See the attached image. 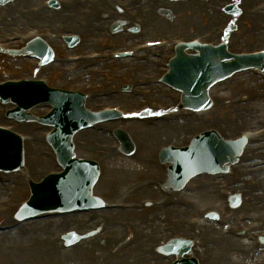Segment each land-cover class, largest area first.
<instances>
[{
	"label": "rangeland",
	"instance_id": "1",
	"mask_svg": "<svg viewBox=\"0 0 264 264\" xmlns=\"http://www.w3.org/2000/svg\"><path fill=\"white\" fill-rule=\"evenodd\" d=\"M40 0H37V1H34V4L38 3ZM227 2V0H219V1H215L213 3H209V5H204L203 3H200L201 5L204 6V9H203V17H202V13L200 12L199 13V16L198 18H195L193 19V23L192 21H190V17H188L187 15H183L181 16L184 20H180V21H176L174 20V16L172 14V17L169 18V21H172V22H169V26H166L164 27V29L160 32V34H158V36H152L150 33H148V35L146 36V40H156V39H160L161 37V34L165 33V32H168L169 30H171L172 32H174V34L177 36V37H180V38H186V39H191L190 37H192L190 34L186 33V32H189V29H193L194 30V33L197 35L198 33H203L205 32L206 30H208L209 28L211 27H207L208 24L207 21V17L208 15H211V8L213 7H217L219 4H223ZM162 5L165 6V8H171L169 7L166 3H162ZM250 7L252 5H249ZM249 6H244L243 9H247ZM188 8H194V6H190ZM187 8V9H188ZM200 8V7H198ZM198 8H195V9H198ZM194 11H197V10H194ZM171 14V13H170ZM214 21V20H213ZM225 21V18L221 21V20H218L219 23H222ZM176 24H178L179 26L182 27V29L184 30H180L176 27ZM187 25V27H186ZM48 26L50 28H53L51 25L48 24ZM191 27V28H190ZM239 27L241 28H238L237 31L232 34V39L236 42V46H240L238 49L240 50H248V51H253V50H259L261 48H264V37H261L259 38V42H247L249 40L252 41L251 39V36L250 35H257V33H263L264 34V29L261 28L260 31H256V30H253V32L251 31H244V23H240ZM197 28V29H195ZM53 30H56V29H53ZM247 30H252L250 28H247ZM170 31V32H171ZM61 32H66V31H61ZM59 33V32H57ZM117 35V34H116ZM116 35L115 37H112L110 36V34L107 32H102L100 34V36H98L97 38H95L93 40V43L94 45L93 46H84L82 45L81 46V43H83V40H87L86 38H83L82 36H79L80 38V41H79V46L77 48V51L76 52H93V51H96V50H99V46H100V42L102 41H106V45H108L109 47L113 48V49H125V48H128L129 45H131L133 42H130V43H127V41L123 42V41H119L117 38H116ZM104 38V39H102ZM58 54H63L61 52H59ZM15 58H18V56H14L13 58H10V57H4V58H0V81H3L5 79H8V78H18L20 76H25L27 74H29L31 72V69L33 67H31V65H33V62H28V64L26 63H23V61H19ZM18 62H17V61ZM130 63V65H129ZM118 64V65H117ZM136 62H133V61H127L126 63H116V68H111V73L112 74H119V73H123V72H127V70L131 68H134ZM81 71L85 72L83 69H81ZM156 72V66H152V68H147L145 70V72H138L137 74L135 75H128L127 79L123 80L122 82H117L115 84H117L116 86H123V85H128L130 82L134 81L135 79H141L144 75L148 74V75H151L153 73ZM86 74H89L90 73H87L85 72ZM36 77H39V78H44V79H49L50 77L52 78V81H51V86L52 87H55V86H58V87H62V88H70L71 86H73L74 84H77V83H81L82 81H86V79L82 80V78L80 77L82 75V73L78 74L77 76H73L70 80H61L62 78V75H60L59 73H56V72H52L51 70L48 71V72H44V71H41L39 70L36 74ZM88 75V77H89ZM252 75V74H251ZM250 75V76H251ZM249 76V77H250ZM249 77H244L242 79V81L240 83H236L235 81L236 80H239V77L236 78V80L232 79L229 83L227 84L226 86H222V87H219L216 91V94L212 97L214 99V102H218L220 99H227L226 101L227 104L223 105V107H215L213 108L210 112L206 113V115L204 116H198V121L197 122H193V125H186L187 129L186 131L184 132V134L182 136H180L179 134L175 133V134H172V135H166L165 137H160L158 140H154L152 145L154 148H156L157 146L161 145V144H164V143H170V142H175V141H183L185 139V136H188L190 134H192L193 132H195L196 129L198 128H211V127H206V125H204L205 123L204 122H209V120H215L214 124L215 125L214 127L215 128H220L222 126H224V130L225 131H231L236 127V124L237 122H239L241 125H239L241 128H245V129H256V128H259L261 123L264 122V82L263 80L259 77V76H255L256 80L258 81H255V79L251 78V79H248ZM235 78V77H234ZM108 81H111V76L107 77V78H104V77H97L95 75H92V82L91 84H93L94 82H96L97 86H100V84H105V86H107L106 82ZM254 83H259V84H254ZM254 84V85H253ZM256 86V87H255ZM112 90V89H110ZM115 90V89H114ZM113 90V91H114ZM246 92L248 94L252 93L254 95H256V99H255V102L252 103L251 105L249 106H236L234 105L233 103H231V101L229 100H236L234 98L235 94L236 93H240V92ZM167 93V94H166ZM165 91H156L154 92L153 90V97L154 99L164 105V104H170V105H173L175 104V102L177 101L175 95L170 92H166ZM216 98V100H215ZM176 99V101H175ZM232 101V102H233ZM238 101V99H237ZM126 102H128V99L124 100L123 98L120 97V95H117L115 96L114 93H112V91L110 92L109 96L106 97L104 99V101H102V104H105V105H111V106H123L125 107L126 106ZM136 104V101L134 104H131V105H134L135 106ZM215 106V105H214ZM229 108V109H227ZM238 109H241L242 112H245V113H248L249 111H252V110H259L260 113H257L255 114L256 115V118H253L252 114L250 113V116L249 118H247V120L242 117V119L240 117H238L237 115H232V116H229V120L225 123L223 122L221 119L225 120V117L224 115L226 114H229L230 112H235V111H238ZM1 111V110H0ZM184 114V115H183ZM187 113L185 112H178V113H175L173 114L172 116H169V118L171 117V119L175 122H182L185 118ZM180 115L183 116L180 117ZM209 118V120H208ZM221 118V119H220ZM238 120V121H237ZM244 120V121H243ZM1 122V120H0ZM211 122V121H210ZM209 122V123H210ZM168 124H170L169 122L168 123H163L162 124H158V125H162V126H168ZM208 124V123H207ZM229 125V126H226V125ZM143 126L144 128H146L147 130H152L144 125H141ZM108 128H111L112 131H114L115 129L119 128L123 131H129L131 132L132 134L135 135V137L139 138V139H142V140H145L142 136H140V133H138V130L139 127L138 126H134L133 124H128V125H124V126H112V127H108ZM156 127H154L153 129L155 130ZM16 129H18L19 131L23 132L24 134H35V135H39L41 132H44L46 130V128H42L40 126H37L35 128H20L19 126L16 127ZM177 132V131H176ZM228 134H231L232 136L235 135L234 132H227ZM106 135L107 137V133L104 134ZM86 136L83 135V136H80V139L81 140H85ZM38 149L41 151V153H44V151H46L47 155H48V148L46 147V145H42V146H31V147H26V150L28 151L27 152V156L30 158L31 156H29V153L31 151H33L34 149ZM50 154V153H49ZM85 152H77V155L78 156H82L84 155ZM49 156V155H48ZM52 158L53 156L50 155L49 158L44 161V162H41L40 160H36L37 164L39 165V167L41 169H45V168H49V169H54L53 167V164H52ZM112 158H115L116 160H121L117 163H113V161H109L106 160L104 161L105 164H103V168H104V171L105 173H110L111 172V175H114V177H116L115 180H112L110 179V182L107 186H104V181L102 180L100 182V184L98 185V187L96 188V191L97 192H104L103 190L105 189V187H107V189H110L111 187L112 188H117V187H121L122 185L124 184H130L131 181L133 180H136L138 178H141V177H144L145 175H149L148 174V171L151 170H147V169H144V168H141L140 166H138V163H130L124 159H119L120 157L119 156H112ZM117 169V170H116ZM161 172V175L163 173V171H160ZM159 172V174H160ZM157 175V174H156ZM159 177V175H157ZM208 178V177H207ZM206 177H201V179H198V180H201V181H197L198 184H207L208 186L211 185V183H214L216 184V186L218 187V184H221L219 181H217V179H213L212 181L211 180H204V179H207ZM17 181L14 185H13V188L15 190H17L20 194V192H23L22 189H19V187L21 186V183L24 181V180H21L19 177H17V179L15 180ZM16 184H19L20 186L19 187H16ZM106 185V184H105ZM154 193H152L149 189H145L147 190L146 193L144 192H140V189L139 192H135L133 194V196H131L130 198H132L134 201L136 200H147L148 198H152L154 197V195H156V186H154ZM197 186H195V184L193 186H190L189 189L190 190H195ZM210 192H211V196L213 194L212 192V188L209 189ZM7 189H1L0 191V199H3L5 198L6 194H7ZM18 194V195H19ZM140 195V196H138ZM208 193H200L199 195V200L196 199L193 197V195H190V194H184V195H180L179 197H177V199H181L183 201V203H186L187 208H182L181 211H180V215L179 216H182V218H187L188 216H191V215H194V214H197L198 211H202V210H205V209H209V208H213V209H216V208H219L220 207V204H217V203H208V202H213L215 201V197L211 198V197ZM214 196H218L220 199H222L224 196L222 195V192L220 190L216 191L214 193ZM25 198L24 195H21V197L18 199H23ZM198 198V197H197ZM226 198V197H225ZM136 201L134 204L137 205V202ZM241 207V206H240ZM134 214H140L141 215H144V214H151V211H146V210H135V211H132ZM130 215V214H129ZM129 215H126L125 217L121 216L120 218H118L119 220H122V219H131V220H134L133 217H129ZM228 215H231L233 216L234 213H228ZM9 216V215H8ZM172 216H176V214H173ZM85 216L82 217V219L85 221ZM238 217V220L236 221V224L232 227L228 226L225 228V229H222L220 227H218L217 229L218 230H223L226 234L230 237V239L234 240L235 243H239L240 240L235 238V237H232V234L229 232L231 229H233V227L237 226L238 225H245L247 223H249L250 221L254 220V217L255 215H251L249 217H247L245 220H242V217L243 216H237ZM10 218V217H9ZM4 221V220H3ZM153 222V220L151 221ZM134 223H136V220H134ZM138 225V227H140L141 225H139L138 223H136ZM94 226V225H93ZM74 226H65L64 228H62L61 230H58V231H55L53 232V235L55 234V236H57L58 234H60V232H63L64 230H67L69 228H73ZM76 228V227H74ZM91 228H94V227H91V226H85V228L83 229L84 232H87L89 231ZM103 231V230H102ZM184 233H186L185 231H182ZM17 232L14 231V234H16ZM32 233V231H31ZM52 233V232H51ZM103 233H109V234H112L113 232H111V229L110 228H107L106 230L103 231ZM187 233H192L190 231H188ZM13 233H10L9 235H11ZM101 234V232H100ZM8 234L5 235L3 238L0 237V241L2 242V240L4 241L3 243V250L4 251H15L16 254L18 256H20L22 258V262L21 264H24L27 263L29 264V258L27 256H29L32 252L31 251H35L36 247L38 246H46L47 242H52V238L51 236L53 237V235H49L48 238L46 239H42V243L41 245H39L37 243V241L35 240V238L33 237V234H29L28 237L26 238H23L22 236L19 237L18 236V240L19 242L18 243H14L16 241L12 240L13 238L9 237L7 238L6 236H9ZM99 235V234H98ZM97 235V236H98ZM12 236V235H11ZM92 238V236L90 237ZM10 240L9 242L7 240ZM0 242V243H1ZM11 243H14V244H11ZM9 244V245H7ZM27 245H31V248H27L28 246ZM252 245V242L250 244V246ZM251 248V247H250ZM16 249V250H15ZM15 252L11 253L12 255L10 254H7L9 256L10 261L12 262V260H16L15 259ZM1 258V257H0ZM87 258V257H86ZM85 257H77L76 260H72L70 258V261L69 263H72V264H78L79 262H83L86 260ZM226 258H229L228 257V254H225L223 256L222 259H226ZM230 260H228L227 262H230V263H240L242 261H245L247 260L248 258H244V259H239V258H234V257H230L229 258ZM113 261H109V263H112ZM3 264H6V263H3ZM11 264V263H9ZM36 264H58V263H53V262H44V261H41V262H38Z\"/></svg>",
	"mask_w": 264,
	"mask_h": 264
},
{
	"label": "bare ground",
	"instance_id": "2",
	"mask_svg": "<svg viewBox=\"0 0 264 264\" xmlns=\"http://www.w3.org/2000/svg\"><path fill=\"white\" fill-rule=\"evenodd\" d=\"M34 1L37 0H16L14 2V4L12 5H8L4 10H7L9 12H11L12 14H14V16L16 17V20L21 19L22 21H25L26 23L30 22V21H36V22H40L42 20L43 24H52L55 25L54 27H57L56 25L61 24H65L69 26L70 30H74L76 29L78 32H80V34L82 36L85 35H89L90 37H97V34L95 33V28H101L104 23V21L100 20L99 18H101V13H97V17L93 18L90 17L88 18V25L82 26V27H78L76 26V24L73 23L74 18H71L72 15L76 14L74 13V11H77L76 7H78V9L82 8L83 5H81L82 1L79 0L78 3L76 2V4L74 5L75 7H70V8H63V11L61 12H46V13H42L39 17H40V21L38 20V18H34V17H22L21 15H19L20 10L19 7H23V6H27L29 4H33ZM147 1V8L146 10H142V13H145L147 18H148V22L145 23L146 25V29L149 28L148 31H153L155 33H159V29H158V20H154L151 19V10L154 9L156 10L157 8L154 7L153 4H151L152 0H146ZM246 1H242V3H245ZM108 3V2H107ZM69 10V11H67ZM173 10L177 13L180 14L181 11H183V8L180 6H175L173 7ZM203 10V7H201L200 12ZM1 11V10H0ZM3 11V10H2ZM107 13V9L101 10ZM98 11V12H101ZM122 19H125L122 17ZM97 20H100V22H98ZM127 20V19H125ZM124 20V21H125ZM12 22L15 21H11L10 24ZM127 22V21H126ZM94 23H97L94 24ZM129 23V22H128ZM264 37V35H260L257 36L256 39H254V42H259V38ZM88 46H92V43L89 42ZM237 48H239V46H236ZM140 67V66H138ZM260 113L259 110H255L252 112L253 115ZM232 115H237L238 117H240L242 119V117L244 118H249L250 112L248 113V115L245 117L244 113H242V110H238L235 112H230L229 114H227L225 116L226 119L229 118V116ZM193 117H195L193 114H189L184 118V121L182 122H171L168 126H157V128L152 129V130H147L144 129L142 127H139L138 129V133H140V136H142L145 140H146V144L144 146V149L141 150V153L139 156H137V162L138 165L140 167H151V159L154 158V154H155V150L154 147L151 146V143L154 140H158L161 136L165 137L166 135H172V134H179L180 136H182L184 134V132L186 131L187 127V123H190L189 121H193ZM250 119V118H249ZM244 121V120H243ZM177 131V132H176ZM95 137H103V134L100 135H96L95 133H89L87 134V139H90V142L92 143V145L94 146L95 141L93 140V138ZM187 137V136H186ZM185 137V139H186ZM101 139H104L101 138ZM106 142H108L107 140H105ZM89 152V151H88ZM35 154L36 156L39 158L41 153L39 152V150H35ZM117 170V169H116ZM263 183H264V179H263ZM204 184L200 185L203 186ZM211 187H213L212 192H213V196L214 197V193L216 191H218L220 189V191L223 192L224 196H228V194H231L232 191L229 190L227 187H223L220 186V188L215 187V184H211ZM209 187V186H208ZM148 189L151 191L153 190L150 186H148ZM1 190V189H0ZM233 190V189H232ZM236 190V189H234ZM233 190V191H234ZM197 192L195 193V195H193L194 198H197ZM258 195V194H257ZM256 194H253L252 197L257 196ZM250 193L248 194V202L246 204V207L253 213L258 212L260 214V209L261 208H250ZM264 206V205H262ZM243 210L246 212L245 208H243ZM160 212L162 210H159ZM167 211H169V213L173 214L179 210L175 209V208H169ZM157 215H159L158 211L154 212ZM178 213V212H177ZM118 214V213H117ZM122 214V213H120ZM125 214H128V212H125ZM117 216V215H116ZM114 216V217H116ZM136 221L141 224L147 217H142L141 215H136L134 214ZM111 220V219H110ZM59 220H45V221H40V222H34V223H30L31 225V230L33 232V236H38L41 238V236H45L46 234H48L49 232H51L52 230H59L60 226H68V225H79L81 220L79 218H77L76 216L74 217H68L66 219L63 220L62 223L58 222ZM109 221V220H108ZM58 222V224H56ZM99 225V224H98ZM107 225V224H106ZM99 226H104L103 225H99ZM113 226V234H116L117 232L115 231V222L112 225ZM105 227V226H104ZM213 230L215 229H211L209 234L210 236H212L214 238V241L218 242V241H222L225 243V241H228L229 238L224 237L223 234H215L213 232ZM80 231H82V228H80ZM3 235H5V233H0V237H4ZM13 239L14 241H16L18 243V238L16 237V235H13ZM18 236V235H17ZM7 240V239H6ZM8 242L10 240H7ZM142 241V240H141ZM1 242V241H0ZM4 241L2 240V242L0 243V264L6 263V264H21V262L23 261L22 258L20 256H18L16 254L15 251H4L2 246H3ZM92 243H94V245L92 247H89L92 245ZM117 242H113V243H101L99 244L97 242V238L94 240H90L87 246V243L84 242L83 244H79V246H74L73 248H71L69 251L67 252H62V251H55V247L56 245L54 243H51L49 246H47V248H38L36 249V251H34L33 253H31L29 256H27L29 258V264H36L37 262H39L40 260H49V261H56V262H60L62 264H66L68 262V260L66 261V259H72V260H76L77 257H82L85 256L87 257L88 255H92L93 257V253H98V252H103L105 254V257L107 260H109L110 258H114V260H118L119 264H127V260L129 259H134L137 261V264H157V262L160 259H163L161 256H148V255H142L141 253V248H133L128 252H124L121 250H117ZM9 245V244H7ZM98 245V246H97ZM119 245V244H118ZM237 248L239 250V252L242 255H249V251L243 250L241 248H239L236 244H228L226 245V248L223 250L225 251V253H229L231 250ZM212 249V250H211ZM16 250V249H15ZM211 250V251H210ZM215 244L213 242L212 247L209 249L210 254L213 253L215 251ZM216 251H219L218 249ZM223 251H219V252H223ZM15 252V259L16 260H12V262L10 261L11 258H9V256L7 254L12 255L11 253ZM217 255L219 256V253L217 252ZM40 259V260H39ZM211 263H214V258L213 256H210L209 258ZM65 261V262H64ZM24 264H27L24 262Z\"/></svg>",
	"mask_w": 264,
	"mask_h": 264
}]
</instances>
